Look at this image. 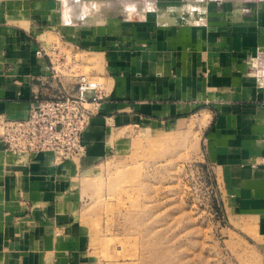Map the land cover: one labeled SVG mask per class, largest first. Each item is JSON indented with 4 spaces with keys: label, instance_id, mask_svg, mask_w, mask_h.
<instances>
[{
    "label": "crops",
    "instance_id": "obj_1",
    "mask_svg": "<svg viewBox=\"0 0 264 264\" xmlns=\"http://www.w3.org/2000/svg\"><path fill=\"white\" fill-rule=\"evenodd\" d=\"M80 1L0 0V116L26 119L35 94L59 93L51 38L96 58L105 92L75 161L0 138V264H85L84 172L132 132L193 117L228 222L264 263V0Z\"/></svg>",
    "mask_w": 264,
    "mask_h": 264
},
{
    "label": "rangeland",
    "instance_id": "obj_2",
    "mask_svg": "<svg viewBox=\"0 0 264 264\" xmlns=\"http://www.w3.org/2000/svg\"><path fill=\"white\" fill-rule=\"evenodd\" d=\"M145 8L139 4L134 11L140 15ZM50 40L60 50L57 56L53 50L59 92L74 94L78 75L98 79L96 58L64 39ZM47 45L42 52L49 55L51 41ZM198 126L193 117L171 132L134 131L124 152L84 172L79 214L85 264H264L228 222Z\"/></svg>",
    "mask_w": 264,
    "mask_h": 264
},
{
    "label": "built area",
    "instance_id": "obj_3",
    "mask_svg": "<svg viewBox=\"0 0 264 264\" xmlns=\"http://www.w3.org/2000/svg\"><path fill=\"white\" fill-rule=\"evenodd\" d=\"M104 98L98 79L78 75L74 94L59 92L46 98L35 94L26 119L0 116V138L10 151L50 152L56 163L75 161L85 153L83 133Z\"/></svg>",
    "mask_w": 264,
    "mask_h": 264
},
{
    "label": "bare ground",
    "instance_id": "obj_4",
    "mask_svg": "<svg viewBox=\"0 0 264 264\" xmlns=\"http://www.w3.org/2000/svg\"><path fill=\"white\" fill-rule=\"evenodd\" d=\"M73 1V0H72ZM74 1H76V0H74ZM82 3V2H81ZM76 4H78V2H76Z\"/></svg>",
    "mask_w": 264,
    "mask_h": 264
}]
</instances>
